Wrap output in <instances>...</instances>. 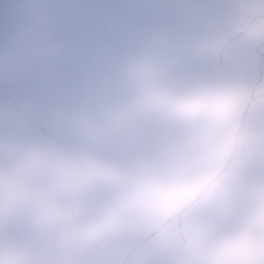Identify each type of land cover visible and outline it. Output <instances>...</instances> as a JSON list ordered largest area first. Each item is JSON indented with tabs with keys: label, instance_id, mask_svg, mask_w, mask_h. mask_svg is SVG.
Instances as JSON below:
<instances>
[{
	"label": "clouds",
	"instance_id": "clouds-1",
	"mask_svg": "<svg viewBox=\"0 0 264 264\" xmlns=\"http://www.w3.org/2000/svg\"><path fill=\"white\" fill-rule=\"evenodd\" d=\"M0 264H264V0H0Z\"/></svg>",
	"mask_w": 264,
	"mask_h": 264
}]
</instances>
